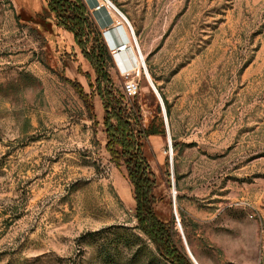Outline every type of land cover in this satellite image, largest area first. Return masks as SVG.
<instances>
[{
    "label": "rangeland",
    "instance_id": "1",
    "mask_svg": "<svg viewBox=\"0 0 264 264\" xmlns=\"http://www.w3.org/2000/svg\"><path fill=\"white\" fill-rule=\"evenodd\" d=\"M111 1L170 106L171 128L139 70L128 103L165 129L143 143L156 211L192 264H264V0ZM45 6L0 0V264H170L104 149L93 68Z\"/></svg>",
    "mask_w": 264,
    "mask_h": 264
},
{
    "label": "trees",
    "instance_id": "2",
    "mask_svg": "<svg viewBox=\"0 0 264 264\" xmlns=\"http://www.w3.org/2000/svg\"><path fill=\"white\" fill-rule=\"evenodd\" d=\"M45 2L44 13L55 21L56 26L73 36L75 44L93 68L94 90L103 110L104 149L112 164L124 168L132 187L136 229L170 264H192L179 247L171 217H164L156 211L160 199L155 195V177L143 152V143L148 137H165L159 107H155V115L143 125L138 105L128 103L122 91L114 87L108 71L112 64L111 56L81 0ZM90 43L92 45L89 46ZM80 95L86 98L82 91ZM162 100L171 128L170 106L164 97ZM88 110L93 122L94 116L89 106ZM172 148H177L175 138H172Z\"/></svg>",
    "mask_w": 264,
    "mask_h": 264
},
{
    "label": "built area",
    "instance_id": "3",
    "mask_svg": "<svg viewBox=\"0 0 264 264\" xmlns=\"http://www.w3.org/2000/svg\"><path fill=\"white\" fill-rule=\"evenodd\" d=\"M82 1L93 23L101 32L114 66L123 79V95L126 99H134L140 92L139 81L136 79L139 72L132 68L129 50L133 47L138 56L139 50L129 21L111 0ZM121 67L126 70L121 72ZM142 72H146L144 67Z\"/></svg>",
    "mask_w": 264,
    "mask_h": 264
},
{
    "label": "bare ground",
    "instance_id": "4",
    "mask_svg": "<svg viewBox=\"0 0 264 264\" xmlns=\"http://www.w3.org/2000/svg\"><path fill=\"white\" fill-rule=\"evenodd\" d=\"M87 1H89V0H87ZM132 29H133V28H132ZM134 37H135V35H134ZM135 40H136V39H135ZM136 43H137V42H136ZM137 47H138V45H137ZM138 50H139V48H138ZM129 53H130V60H131L132 67H137L138 72H139V70L142 72V68H143V67H144L145 70H146L145 65H144V64H141V63L139 62V60L142 58L140 50H139V56H138V54L136 53V51L134 50L133 47H130ZM121 69H122V70H126V69L123 68V67H121ZM143 75H144V78H145L146 82L148 83L149 87H150L151 90H152V87H153V86H152V84H151L150 81H149L148 74H147V70H146L145 74H143ZM154 90H155V89H154ZM155 92H156V91H155ZM156 94H157V92H156ZM157 95H158V94H157ZM158 97H159V96H158Z\"/></svg>",
    "mask_w": 264,
    "mask_h": 264
},
{
    "label": "water",
    "instance_id": "5",
    "mask_svg": "<svg viewBox=\"0 0 264 264\" xmlns=\"http://www.w3.org/2000/svg\"><path fill=\"white\" fill-rule=\"evenodd\" d=\"M152 91H153V93L155 94L156 98L159 101V104H160V107H161V110H162V113H163V117H164V115H165V109L162 106L163 105L162 99H161V97L160 98L158 97V95L156 94V92H155V90H154L153 87H152ZM165 124H166V131H167V134H168V126H167V123H166V116H165ZM168 144L171 147V142H170L169 135H168Z\"/></svg>",
    "mask_w": 264,
    "mask_h": 264
}]
</instances>
